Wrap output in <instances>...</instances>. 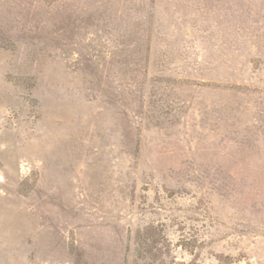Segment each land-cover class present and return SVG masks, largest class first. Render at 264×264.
Segmentation results:
<instances>
[{"label":"rangeland","instance_id":"obj_1","mask_svg":"<svg viewBox=\"0 0 264 264\" xmlns=\"http://www.w3.org/2000/svg\"><path fill=\"white\" fill-rule=\"evenodd\" d=\"M0 264H264V0H0Z\"/></svg>","mask_w":264,"mask_h":264}]
</instances>
